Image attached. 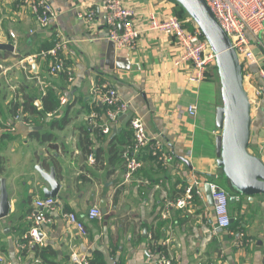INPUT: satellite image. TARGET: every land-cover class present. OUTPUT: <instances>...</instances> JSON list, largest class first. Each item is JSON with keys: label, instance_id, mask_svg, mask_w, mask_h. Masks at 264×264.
Instances as JSON below:
<instances>
[{"label": "crops", "instance_id": "1", "mask_svg": "<svg viewBox=\"0 0 264 264\" xmlns=\"http://www.w3.org/2000/svg\"><path fill=\"white\" fill-rule=\"evenodd\" d=\"M50 1L56 18L43 29L27 8L0 0V43L15 47L0 49V179H6L10 200L9 214L0 218V264H73L74 250L97 264H161L163 254L173 264H264V195L250 198L236 192L218 164L217 139L223 130L217 116L223 98L216 69L208 70L201 82L191 81V69L174 66L177 42L155 32L145 31L134 50L115 47L109 52L105 13L98 10L102 0ZM125 1L136 10L142 29L151 11L167 13L176 6L173 0ZM84 5L98 11L90 30L77 16ZM57 33L71 40L65 56L73 80L66 73L50 75V58L20 63L51 48ZM259 38L252 40V47L264 63V31ZM258 68L255 63L244 65L243 74L252 105L250 152L264 161V83ZM92 82L115 87L129 107L115 125L121 123L115 134L113 128L110 135H100L88 119L93 111L98 122L106 120L104 105L92 103ZM257 87L263 95L252 102ZM49 91L60 100L54 115L23 114L25 103L41 112ZM190 105L197 106L195 116L188 112ZM133 117L142 119L150 139L159 141L174 160L160 164L144 148L139 153L141 168L125 182V162L119 153L133 142ZM87 127L92 142L88 155L81 146ZM120 133L124 144L113 143ZM52 169L60 183L58 209L43 211L49 220L39 226L41 242L21 250L20 243L34 226L27 216L35 200L46 197L45 190L50 189L41 170ZM194 176L216 180L236 196L234 203L230 200V232L214 231L215 213L206 184L203 199L195 197L183 208L175 205ZM103 203V218L89 220V210L99 205L103 212ZM68 212L84 222L85 235L64 218ZM156 244L164 246V253L150 251Z\"/></svg>", "mask_w": 264, "mask_h": 264}, {"label": "built area", "instance_id": "2", "mask_svg": "<svg viewBox=\"0 0 264 264\" xmlns=\"http://www.w3.org/2000/svg\"><path fill=\"white\" fill-rule=\"evenodd\" d=\"M18 6L27 8L38 25L43 29L52 26L56 18V11L50 0H14ZM211 12L228 34L233 47L236 49L241 64L247 65L255 63L259 66L258 76L264 83V63H261L254 54L252 40L259 42L260 35L264 31V0H205ZM105 13V25L107 30V39L115 43L118 48L129 50L136 49L138 41L145 31L155 32L162 37L173 38L178 46L179 53L173 59L174 66L180 69H191L189 79L194 82H201L205 79L208 70L217 68L216 53L213 51L210 43L205 38L200 27L188 17L181 20L174 12L161 13L157 10L148 14L146 28L142 29L137 25V12L125 0H102L98 10ZM96 7L83 6L77 11V16L83 20L87 29L90 30L97 18ZM192 23L193 28L189 29L186 23ZM15 39L17 35L10 33ZM54 45L38 54L27 56L20 60V63L32 64L39 57L50 58L49 74L56 76L59 73H66L70 80L74 78L73 70L69 69L66 63L65 53L69 50L71 40L65 39L57 33ZM261 63V64H260ZM93 105L103 104L106 109V120L98 122V114L92 111L88 117L89 121L98 127L104 136L112 133L114 126L118 123L122 115L127 114L129 107L125 103L118 90L108 84H97L92 82L91 87ZM263 95L261 88H255L252 102H257ZM63 102L66 100L63 99ZM188 112L191 116L197 114V106L190 105ZM47 117L54 115V112L46 114ZM20 115L17 119H20ZM131 129L133 131V142L127 146L123 153L125 162L124 181L130 182L142 166L139 159V153L144 148H149L152 156L158 163L168 165L174 160V156L168 153L159 141H152L146 132L145 125L141 118L133 117L131 119ZM93 155L90 159L93 161ZM206 184L210 188L213 199V210L215 213L214 231H231L232 218L230 214L229 191L221 186L218 181H200L193 177L185 189V197L176 201L175 205L180 208L188 205L195 197L204 198L202 187ZM58 209V202L55 197H38L34 202L33 210L28 214L27 219L34 224L29 234L25 235L24 241L20 243V249L25 250L31 244L41 242L39 235V226L49 220L43 211L54 213ZM103 212L99 205H94L88 212L89 220H101ZM64 218L85 235L87 233L84 222L73 212L63 214ZM164 218L168 217L165 213ZM240 245L244 240H240ZM151 252H156L151 247ZM73 264H91V258L88 254L74 250L70 255ZM161 264H173L172 259L165 254L160 258ZM11 264V263H9Z\"/></svg>", "mask_w": 264, "mask_h": 264}, {"label": "water", "instance_id": "3", "mask_svg": "<svg viewBox=\"0 0 264 264\" xmlns=\"http://www.w3.org/2000/svg\"><path fill=\"white\" fill-rule=\"evenodd\" d=\"M175 1L197 23L217 55L216 64L223 98V105L219 107L217 116L218 125L223 130L217 139L219 167L223 169L231 187L236 192L250 198L258 194L264 195V161L258 155L250 152L252 105L248 92L244 87L243 66L238 53L205 0ZM115 47L117 48L115 43L110 41L109 52ZM14 48L12 43H0V49L14 51ZM124 117L125 114L119 120L122 121ZM120 126L121 123L114 127V134ZM41 171L50 184V189L45 190L46 197H55L60 189L56 172L53 169L49 173ZM207 192L210 202L213 204L208 185ZM230 200L234 203L236 196H232ZM102 207L103 213H106L104 203ZM9 211L10 200L6 179L1 178L0 218L6 217Z\"/></svg>", "mask_w": 264, "mask_h": 264}, {"label": "trees", "instance_id": "4", "mask_svg": "<svg viewBox=\"0 0 264 264\" xmlns=\"http://www.w3.org/2000/svg\"><path fill=\"white\" fill-rule=\"evenodd\" d=\"M173 1L175 2L176 6H175L174 10H172V12H174L181 20H185L186 18L190 17V15L187 13V11L177 1H175V0H173ZM186 26L189 29L193 28L192 24H190V23H186ZM47 49H49V48H47ZM216 72L218 73L217 68H216ZM59 105H60V100L58 98H56L55 94L52 91H49L44 98L43 110L41 112L36 110L35 105L32 104L31 106H29L28 103H25L23 105L22 111H23V114L26 112H29V113L31 112V113H36L38 116H45L46 114L51 113L52 111L54 112V110H56L59 107ZM103 110H104V112H106L105 107ZM130 124H131V121H130ZM96 130H97L96 131L97 133H99L100 135L102 134L99 128H96ZM90 131H91V128L87 127L85 130V132H86L85 136L82 137V139H81V146L87 155L91 153L90 148H89L90 145L92 144V142L90 141V137H89ZM131 132H132V137H133V131L131 130ZM116 141L120 142L121 144H124V138H123V135H121V133L112 139L113 143H115ZM130 142H131V140H129L128 143H130ZM83 144H84V146H83ZM126 148L124 149V147H123V149L119 153V156L123 157V153L126 150ZM95 157H96V161H97V159H99V153L96 154ZM0 171H1V169H0ZM152 248L153 249L155 248V251H157V252L164 253V249H163L164 246H162L161 244H158V245L156 244V246L154 245ZM40 256L42 258H45V254L42 252H41ZM91 264H97V263L93 262L91 259Z\"/></svg>", "mask_w": 264, "mask_h": 264}, {"label": "rangeland", "instance_id": "5", "mask_svg": "<svg viewBox=\"0 0 264 264\" xmlns=\"http://www.w3.org/2000/svg\"><path fill=\"white\" fill-rule=\"evenodd\" d=\"M194 21V20H193ZM195 25L197 24L195 21H194Z\"/></svg>", "mask_w": 264, "mask_h": 264}]
</instances>
